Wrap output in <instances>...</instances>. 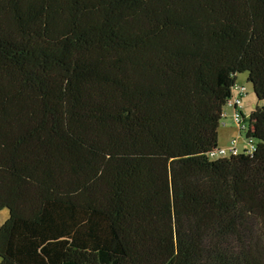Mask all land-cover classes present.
I'll use <instances>...</instances> for the list:
<instances>
[{"label": "trees", "instance_id": "1", "mask_svg": "<svg viewBox=\"0 0 264 264\" xmlns=\"http://www.w3.org/2000/svg\"><path fill=\"white\" fill-rule=\"evenodd\" d=\"M214 37L243 41L220 64ZM152 56L176 120L126 104ZM240 69L256 149L208 158ZM263 100L264 0H0V264H264Z\"/></svg>", "mask_w": 264, "mask_h": 264}, {"label": "rangeland", "instance_id": "2", "mask_svg": "<svg viewBox=\"0 0 264 264\" xmlns=\"http://www.w3.org/2000/svg\"><path fill=\"white\" fill-rule=\"evenodd\" d=\"M169 37V48L176 59V61L183 62L186 61L189 57L200 51V39L197 33H188L180 30H170L168 33ZM243 39H233L232 41L221 42L219 39H215V46L213 47L214 52V62L220 64L225 63L232 55H235L238 51L239 45L242 43ZM210 62L208 61V64ZM137 74L135 75L136 85H137V98L138 102L131 100L128 101V105L134 107L138 105L140 108H148L157 112V108L161 107L164 111L168 110L170 107V113L174 120L178 119V111L173 105L170 106V99L175 95V87H172L167 80L168 75L164 71V66L160 58L156 56L147 57L142 60V65L139 67ZM247 71L246 69H240L237 72L235 82L239 85H245L247 93L244 94L242 98L243 106L245 108L244 114H249L250 110L253 109V105H261L262 101L256 99L251 84L247 81ZM99 102L104 101L109 103V98L112 96V89L109 88L107 83H99L96 86L95 90ZM164 93L163 101L160 99L156 101L155 98L160 96V93ZM246 106V107H245ZM153 107V108H152ZM225 110L227 108H224ZM100 120L95 121L94 130L102 135L103 128L100 125ZM223 125H217V140L216 146H226L228 140L238 136L237 128L232 122V119L224 118L222 120ZM175 123V122H174ZM174 123H171V128L175 126ZM240 139L237 143V148L239 151H243L245 148L248 149V144L244 139H247L245 136V130H241Z\"/></svg>", "mask_w": 264, "mask_h": 264}, {"label": "built area", "instance_id": "3", "mask_svg": "<svg viewBox=\"0 0 264 264\" xmlns=\"http://www.w3.org/2000/svg\"><path fill=\"white\" fill-rule=\"evenodd\" d=\"M247 93V89L245 85H239L236 82H232L230 85V93L228 98L226 99L222 109L220 110L219 113V124L218 125H223L224 123L222 120L225 118V112L224 108H230V118L232 119V122L235 124V127L237 128L238 131V136L235 138H231L228 140L226 146H221L217 147L214 146L208 151V158L211 159H217V158H223L226 156H237L239 153H246L247 155H252L253 152L255 151L256 147L254 144V139L251 137H247V139H244L245 142L248 144V149L245 148L243 151H239L237 148V143L240 139L239 135H241V130H246L247 125H248V118L249 114H244L243 113V102L242 98L244 94ZM264 104V100H263Z\"/></svg>", "mask_w": 264, "mask_h": 264}, {"label": "crops", "instance_id": "4", "mask_svg": "<svg viewBox=\"0 0 264 264\" xmlns=\"http://www.w3.org/2000/svg\"><path fill=\"white\" fill-rule=\"evenodd\" d=\"M246 107V106H245ZM224 110V112H225V118H229L230 117V108H227L226 110L225 109H223ZM244 110H245V108H244V106H243V113H244ZM7 212H8V210L6 209V208H4V209H1L0 210V225L3 223V221L6 219V217H7Z\"/></svg>", "mask_w": 264, "mask_h": 264}]
</instances>
